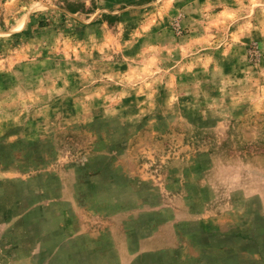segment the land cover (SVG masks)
Wrapping results in <instances>:
<instances>
[{"label": "rangeland", "instance_id": "374dc122", "mask_svg": "<svg viewBox=\"0 0 264 264\" xmlns=\"http://www.w3.org/2000/svg\"><path fill=\"white\" fill-rule=\"evenodd\" d=\"M0 264H264V0H0Z\"/></svg>", "mask_w": 264, "mask_h": 264}]
</instances>
